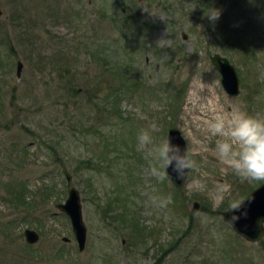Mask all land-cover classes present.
I'll use <instances>...</instances> for the list:
<instances>
[{"label":"rangeland","instance_id":"rangeland-1","mask_svg":"<svg viewBox=\"0 0 264 264\" xmlns=\"http://www.w3.org/2000/svg\"><path fill=\"white\" fill-rule=\"evenodd\" d=\"M198 2L136 0L148 25L131 35L110 22V0H0V264H264V235L244 239L221 216L230 199L261 182L242 183L213 159L202 127L217 105L264 114V0L227 9L210 2L200 17ZM215 9L241 27L237 36L214 32L208 14ZM82 44L125 59L116 94L109 72L98 74L108 65ZM212 52L234 65L237 95L221 86ZM169 127L200 152L180 186L151 176L138 148L142 130L157 129L159 143ZM195 180L206 190H190ZM221 183L231 193L216 206ZM69 186L78 190L86 227L81 250L55 206ZM153 197L171 203L160 208ZM25 227L37 241L24 240Z\"/></svg>","mask_w":264,"mask_h":264},{"label":"clouds","instance_id":"clouds-1","mask_svg":"<svg viewBox=\"0 0 264 264\" xmlns=\"http://www.w3.org/2000/svg\"><path fill=\"white\" fill-rule=\"evenodd\" d=\"M220 11L215 9L208 14L211 21L219 19ZM207 118L202 122L205 140L214 143L211 156L224 165L239 180L243 182H264V114L248 113L239 108L225 111L219 105L207 109ZM152 131L142 130L138 137V148L145 153L149 160L150 175L163 181L168 177L171 167L178 178L197 167L194 157L199 151L185 147L181 149L174 144L171 137H166L159 143L154 139ZM199 147L208 151L207 145L201 141ZM207 185L204 180H195L189 185L190 190L203 192ZM231 193V186L227 183L215 186V204H223L225 198ZM254 200V196H238L230 199L225 209L231 212L230 223L247 216L246 205ZM152 203L165 208L171 203L170 198L153 197ZM243 209V212H241ZM260 226L264 227V220Z\"/></svg>","mask_w":264,"mask_h":264},{"label":"water","instance_id":"water-1","mask_svg":"<svg viewBox=\"0 0 264 264\" xmlns=\"http://www.w3.org/2000/svg\"><path fill=\"white\" fill-rule=\"evenodd\" d=\"M1 14L2 9L0 6V15ZM185 36L186 34L182 32V38H185ZM208 58L219 72V80L224 91L228 95H236L239 91V77L235 71L234 65L225 55H222L218 52L210 53ZM21 64V61L17 59L14 72L16 76H19L20 74ZM169 136L171 137L172 142L174 144H178L181 149L186 147L185 140L178 128L169 127L167 129L166 137ZM62 171L65 175L66 182L69 183V173L64 167L62 168ZM168 178L174 185L180 186L183 183L185 177L178 178L173 169L169 167ZM248 195L254 196V200L250 204L246 205L248 213L247 216L241 215L239 220L230 223L229 221L232 213L225 211L226 208L221 211V216L224 221L229 223L235 233L249 241H256L259 237L264 235V227H261L259 223L261 220H264V182L259 183L244 196ZM196 204V201L192 202V206H195ZM55 206L68 216L73 237L76 240L78 249L81 250L85 243L86 227L82 220L78 190L74 186H69L66 198L63 200V202H57ZM241 212H243V209H241ZM22 234L24 240L27 243L35 242L39 237V234L36 230L28 227L23 228ZM63 239L65 240L67 238L63 237Z\"/></svg>","mask_w":264,"mask_h":264},{"label":"trees","instance_id":"trees-1","mask_svg":"<svg viewBox=\"0 0 264 264\" xmlns=\"http://www.w3.org/2000/svg\"><path fill=\"white\" fill-rule=\"evenodd\" d=\"M93 1V0H92ZM95 1V0H94ZM201 2H198V6L200 7L199 11L195 12L196 16L200 17V15L202 13H204V10L207 8L208 3L210 2H224L225 4V8H231V7H236V5L233 2L237 3V0H199ZM110 4L113 5V7H115V11L113 10L112 12L109 11V16L112 17L110 20V22L113 24V26L117 27V30H119L121 28V30L124 31H130L131 35L134 34V32H137L138 29H142L145 28L148 23L145 21L144 18H142L138 12L137 14L135 13L136 10L135 6H136V0H110ZM106 10L103 9V13H105ZM105 15V14H104ZM103 14L101 16H99L98 18L100 19H107L106 16H104ZM226 15V14H225ZM225 15L223 16V18H219L217 19L216 22H211V24L213 25L214 28V32L215 30H218V33H222L223 31L226 33L232 34L234 33V35L237 36V34H239L241 27L238 28V24L235 26L231 25L228 26L227 20L224 19ZM196 16L194 18H196ZM99 20L102 21V20ZM223 20V23H221V21ZM209 22V21H208ZM242 22V19H240V23ZM141 23V25H140ZM246 21L243 23L245 24ZM242 24V25H243ZM142 28H141V27ZM237 28V29H236ZM142 33V30L141 32ZM139 33V34H140ZM83 47H85V53L86 55H88L89 58H97V60H99L100 63H103L104 65H108V70H103L101 72H99V76H103L102 74H107L109 72V77L111 79H114L117 81V86L113 87L111 89L112 95L116 94L119 90V87L122 85H125L124 83V79L126 78L124 75H122V70L123 67H125V59H121L119 58L118 60L116 58L108 59V57H117L116 54H110L108 53L106 50V47H103L101 49H91L90 45L87 44H82ZM113 55V56H112ZM119 57V56H118ZM66 72L69 71V69H65ZM65 72V73H66ZM70 72V71H69ZM72 73V78L69 80L70 84H72V82L76 83V72L71 71ZM67 74V73H66ZM84 76V73H82ZM96 77V76H95ZM81 78H84L81 76ZM99 85V82L96 83V85L94 86V89L97 88V86ZM115 96V95H114Z\"/></svg>","mask_w":264,"mask_h":264},{"label":"flooded vegetation","instance_id":"flooded-vegetation-1","mask_svg":"<svg viewBox=\"0 0 264 264\" xmlns=\"http://www.w3.org/2000/svg\"><path fill=\"white\" fill-rule=\"evenodd\" d=\"M237 95V94H236ZM166 136H167V132H166ZM166 138V137H165ZM185 140V139H184ZM185 144H186V140H185ZM187 147V146H186Z\"/></svg>","mask_w":264,"mask_h":264}]
</instances>
